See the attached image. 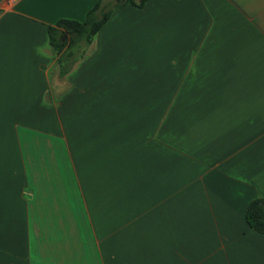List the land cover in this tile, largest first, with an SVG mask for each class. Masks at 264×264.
Returning <instances> with one entry per match:
<instances>
[{"label":"crops","instance_id":"0c3cea01","mask_svg":"<svg viewBox=\"0 0 264 264\" xmlns=\"http://www.w3.org/2000/svg\"><path fill=\"white\" fill-rule=\"evenodd\" d=\"M98 1L0 0V264H264V0L124 4L64 70L49 26Z\"/></svg>","mask_w":264,"mask_h":264},{"label":"trees","instance_id":"16d2710c","mask_svg":"<svg viewBox=\"0 0 264 264\" xmlns=\"http://www.w3.org/2000/svg\"><path fill=\"white\" fill-rule=\"evenodd\" d=\"M146 1L148 0H117L114 7L104 8L100 0L88 11L84 21L63 18L57 21L56 25H50V42L64 70L69 69L82 55L97 32L109 20L113 9L127 3L142 6ZM245 217L250 227L264 234V198L253 199L247 206Z\"/></svg>","mask_w":264,"mask_h":264},{"label":"rangeland","instance_id":"374dc122","mask_svg":"<svg viewBox=\"0 0 264 264\" xmlns=\"http://www.w3.org/2000/svg\"><path fill=\"white\" fill-rule=\"evenodd\" d=\"M68 38V37H67ZM151 40L153 41V39L151 38ZM156 45V44H155ZM82 56V55H81ZM155 59V58H154ZM72 65V64H71ZM71 67V66H70ZM202 103L204 102L203 100H201ZM98 102V101H97ZM99 105H100V109L103 110V109H108L109 107V104L108 102L105 103L103 100L99 101L98 102ZM120 103V102H118ZM130 102L127 103V105H125L123 103L121 109L118 107L117 109L116 108H111L112 112H117V116L120 117V118H126L127 122L131 125V124H135L137 121H138V112L137 111H132L130 110V107L131 105H133V103H131V105L129 104ZM198 103V104H197ZM130 105V106H129ZM168 105L169 103H166L165 102V111L166 109L168 110V113L164 119V131H166V126L170 124V127L173 128L176 126V124H180V127L182 130H185L184 127H188L190 122H188V114L190 112V110H195L197 108H195L196 106L200 108L201 106V103L200 101H197L196 100H193V101H185V102H181V105L177 106V108L175 110H172V106L170 108H168ZM127 109V113L126 115L125 114H121V111L122 110H126ZM118 113H120L121 115H119ZM125 115V116H124ZM113 120H117L116 123H114L113 125H117V133H115L113 136L114 137H117V138H123V132H121L122 130V126H120V119L116 118V117H111ZM143 118V117H142ZM123 120V119H122ZM163 118L161 119H154V120H149L147 119L148 122H143V125L144 123H147V125L150 123L149 126L151 127H156L157 125H159L161 122H162ZM97 121H100V119H97ZM96 121V122H97ZM189 123V124H188ZM163 125V124H162ZM161 125V126H162ZM194 130H196V127L194 128ZM180 141L182 142L183 139L180 137ZM167 142V141H166ZM118 143V142H117ZM117 147V145H116ZM138 216H141L140 213H138ZM134 218V217H133Z\"/></svg>","mask_w":264,"mask_h":264},{"label":"built area","instance_id":"2783aa9c","mask_svg":"<svg viewBox=\"0 0 264 264\" xmlns=\"http://www.w3.org/2000/svg\"><path fill=\"white\" fill-rule=\"evenodd\" d=\"M16 1H18V0H7V2H9V3H15Z\"/></svg>","mask_w":264,"mask_h":264}]
</instances>
